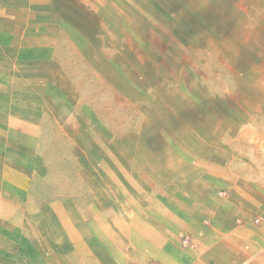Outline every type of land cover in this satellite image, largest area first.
<instances>
[{
    "label": "rangeland",
    "instance_id": "rangeland-1",
    "mask_svg": "<svg viewBox=\"0 0 264 264\" xmlns=\"http://www.w3.org/2000/svg\"><path fill=\"white\" fill-rule=\"evenodd\" d=\"M263 146L264 0H0V264L141 263L155 206Z\"/></svg>",
    "mask_w": 264,
    "mask_h": 264
},
{
    "label": "crops",
    "instance_id": "crops-1",
    "mask_svg": "<svg viewBox=\"0 0 264 264\" xmlns=\"http://www.w3.org/2000/svg\"><path fill=\"white\" fill-rule=\"evenodd\" d=\"M229 157L143 220L138 264H264V146Z\"/></svg>",
    "mask_w": 264,
    "mask_h": 264
},
{
    "label": "built area",
    "instance_id": "built-area-1",
    "mask_svg": "<svg viewBox=\"0 0 264 264\" xmlns=\"http://www.w3.org/2000/svg\"><path fill=\"white\" fill-rule=\"evenodd\" d=\"M145 264H157V262H155L154 260H149V261L146 262Z\"/></svg>",
    "mask_w": 264,
    "mask_h": 264
}]
</instances>
